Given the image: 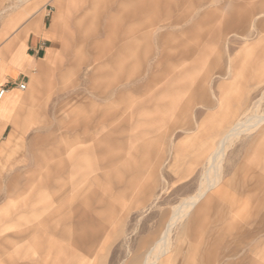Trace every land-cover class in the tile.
Listing matches in <instances>:
<instances>
[{
	"label": "rangeland",
	"instance_id": "obj_1",
	"mask_svg": "<svg viewBox=\"0 0 264 264\" xmlns=\"http://www.w3.org/2000/svg\"><path fill=\"white\" fill-rule=\"evenodd\" d=\"M54 1L0 0V49L53 23L57 46L23 80L28 165L0 200V264H147L166 232L155 264H264V128L226 148L229 188L170 223L230 127L264 113V16L241 35L264 0Z\"/></svg>",
	"mask_w": 264,
	"mask_h": 264
},
{
	"label": "crops",
	"instance_id": "obj_2",
	"mask_svg": "<svg viewBox=\"0 0 264 264\" xmlns=\"http://www.w3.org/2000/svg\"><path fill=\"white\" fill-rule=\"evenodd\" d=\"M62 2L69 4L74 0H55L54 5L58 11L62 7ZM262 16L264 13L253 15L250 31H244L241 35L249 39L251 36L261 33L258 30L257 21ZM10 28H14V26H10ZM29 29L31 28L26 29L24 36L28 35ZM55 40L56 33L53 23L48 30L40 31V35L29 37L26 43L20 41L18 37L8 41L0 49V91H5L0 99V200L2 197L6 199L7 185L12 176L28 165L29 138L17 128L21 106L25 101L32 99V92L26 91L27 85L23 80L26 79L31 85L40 84L41 75L55 62L57 47ZM46 42H50L51 45L44 52ZM259 55L264 61V52ZM232 69L233 62L228 61V76H231ZM36 71L39 72L37 77H33V79L27 77V74ZM21 85L26 86L25 90L20 89ZM220 184L228 186L225 182Z\"/></svg>",
	"mask_w": 264,
	"mask_h": 264
},
{
	"label": "bare ground",
	"instance_id": "obj_3",
	"mask_svg": "<svg viewBox=\"0 0 264 264\" xmlns=\"http://www.w3.org/2000/svg\"><path fill=\"white\" fill-rule=\"evenodd\" d=\"M254 21V20H253ZM263 100V99H262ZM261 102L255 103L254 107H258ZM249 112V110H248ZM253 114V113H252ZM250 116H245L241 118L222 138L219 142L216 149L208 157V168L206 170V174L208 172V176L205 178L203 185L199 189L197 195H195L188 203L182 205L178 209L176 213H174L171 224L177 223L178 221L182 220L183 218L187 217L192 209L196 207L198 202L202 199L204 194L207 193L208 190L218 186L221 183V160L224 156L226 148L229 144L233 141L234 138L239 137L242 134H249L254 132L258 129L264 128V113L263 114H253ZM264 131V129H263ZM168 223V224H170ZM167 232L164 234L162 239L156 244L154 247L153 258L154 260H148L147 264H155L156 261L160 258V256L167 253L168 250V243H167Z\"/></svg>",
	"mask_w": 264,
	"mask_h": 264
},
{
	"label": "built area",
	"instance_id": "obj_4",
	"mask_svg": "<svg viewBox=\"0 0 264 264\" xmlns=\"http://www.w3.org/2000/svg\"><path fill=\"white\" fill-rule=\"evenodd\" d=\"M25 88H26L25 85H21V86H20V89H21V90H25ZM4 93H5L4 90H1V91H0V99L2 98V96L4 95Z\"/></svg>",
	"mask_w": 264,
	"mask_h": 264
}]
</instances>
